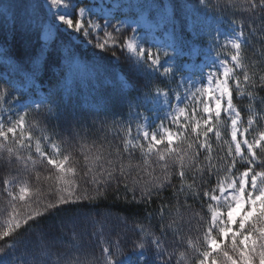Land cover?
Instances as JSON below:
<instances>
[{"label":"snow or ice","instance_id":"1","mask_svg":"<svg viewBox=\"0 0 264 264\" xmlns=\"http://www.w3.org/2000/svg\"><path fill=\"white\" fill-rule=\"evenodd\" d=\"M47 5L52 12L54 26L55 21H59L60 26L70 34H76L78 38L82 34L89 44L92 42L90 38L95 37L93 47L102 53L111 52L113 59H120L117 51L121 55L126 54L131 66L143 76L152 78L160 74L164 80H175L182 73V68L172 63L173 58L166 50L152 51L146 46V41L138 39L135 30L133 35L121 40L123 22L113 24V18L108 16L101 21L83 0H47ZM191 7L204 15L211 11L205 0H194ZM216 7L223 12L227 5ZM232 7L264 20V0H236ZM213 20L217 25L212 44L216 56L207 65L209 70L206 73L203 68L200 69L202 79L193 82L191 76L185 78L181 74L175 90L167 85V90L157 86L155 91L149 88L141 97V90L148 87V83H142L137 88L136 100L129 102L127 120L117 121V113H105L102 124L107 125L111 120L119 143L113 145L109 141V147L104 152L96 149L91 163L86 154L82 156L81 163L82 153L77 152L76 148L79 146L83 149L84 145L79 142L95 130V118L93 124L88 125L86 120L68 113L66 106L62 112L60 103L49 101L51 107L45 120L63 117L70 122L69 126L66 131H56L53 126L51 135L34 136L36 125L29 123L26 117L33 108L39 109L40 104H25L22 112L15 111L8 114L7 118L0 113V164H5L9 169L8 177L0 182L2 192L7 196L0 214L6 213L8 208L12 209L5 226L0 228V241L13 238L12 244L0 247V254L7 256L10 253L6 249L17 247L14 234L27 232L33 225L39 227L37 217L50 213L52 209L65 210L60 205L73 206L82 200H95L102 195L100 185L118 182L133 169L148 166L151 162V165L159 166L161 175L144 183L138 181L131 189L133 200L139 195L141 202L148 203L152 197H159L164 190L172 188L174 196H184L185 206H188L189 199H201L202 206L206 205L207 218L200 216L196 242L187 239L188 247L198 254L194 264H264V128L253 127L258 119L264 117H257L251 104L256 100L264 104V98L256 92L257 89L264 91V74L258 75L251 70L242 51V47L247 45L244 28L250 25L243 22L238 24L235 20L224 21L222 16H213ZM225 23L231 32L225 34V43L220 45V25ZM192 24L194 29H199L196 19ZM228 47L232 52L222 57L220 49ZM185 85L188 87L184 88L181 95L179 89ZM234 92L238 98L247 96L250 101L248 108L252 114L246 122L233 102ZM0 99H3V94H0ZM133 103L137 109L151 104L147 110L154 114L151 121L144 118L143 123L136 125L135 135L132 122L141 120V113L136 111L135 115L132 114ZM189 103L193 105L190 115ZM225 120L230 121V140L222 138L220 129ZM210 134L215 137V149ZM52 137H57L59 142ZM220 161H223V166ZM77 165H80L79 169ZM93 169L95 175L89 178ZM221 171L225 173L222 177ZM41 172L48 173L45 179L54 181L48 189L54 199L44 204L42 210L38 206L40 199L33 196L32 186L26 178V174L35 173L34 183L39 185ZM176 176L180 180L179 186L172 182ZM214 178L215 186L208 188L207 185ZM189 179L191 183L185 185ZM91 184L98 185L94 192L89 191L88 185ZM125 187L127 189V185ZM18 202L31 211L22 215L17 211ZM34 204L37 207H32ZM188 226L191 231L190 220ZM170 227L169 224L161 228L162 236ZM141 231L145 236L153 235L143 228ZM54 243L53 240L43 243L42 248L46 250L47 257L52 255ZM112 247L114 251L108 246L103 247L102 257L87 260L84 264H131L126 259L127 251L118 245ZM149 248L153 249L151 254L160 264H171L173 253L167 252L160 237L133 243L132 250L138 251L136 259L141 264H155V260L146 259ZM186 255V252L179 253L181 260ZM0 264L8 262L0 260ZM35 264H50V260L36 256ZM58 264H72V261L58 258ZM77 264L80 262L77 261Z\"/></svg>","mask_w":264,"mask_h":264},{"label":"trees","instance_id":"2","mask_svg":"<svg viewBox=\"0 0 264 264\" xmlns=\"http://www.w3.org/2000/svg\"><path fill=\"white\" fill-rule=\"evenodd\" d=\"M116 1L115 17L134 18L137 13L134 6H140L146 7L148 18L151 20H155L157 13L163 11V5H166L170 10V18L165 28L170 27L174 36L178 37L181 48L187 50L196 44L201 50L207 46L209 35L197 32L192 36L187 29L189 19L200 21V12L191 7L194 0ZM233 2L236 0H205L211 10L208 14L222 16L224 21L235 20L238 24L243 22L250 25L244 28L247 45L242 47V51L246 62L251 65V70L258 75L264 74V20L260 16L253 17L242 9L232 7ZM83 3L88 1L83 0ZM217 5L227 7L221 12ZM121 6H126V10H122ZM48 20L41 0H0V94H3V99H0V113L7 118L10 113L22 112L25 104H40L39 109L33 108L26 117L29 123L36 125L33 129L34 136L51 135L53 126L56 131H66L69 126L70 122L65 121L63 117L59 120H45V117L49 116L48 108L51 107L49 101L60 103L62 112L66 106L68 113H74L78 119L86 120L88 125H92L95 118V130L79 142L84 145L83 149L79 146L76 148L77 152L82 153L81 163L85 154L89 155L91 163L96 149L104 152V149L109 147V141L113 145L119 143L115 138L116 128L112 126L111 120L107 125L102 124L106 118L105 113H117V121L126 120L130 111L129 102H134L138 96L137 88L142 83H148V87L139 93L142 97L143 92L149 88L154 91L157 86L165 87L166 80L159 74L152 78L143 76L118 51L117 56L120 59L116 60L111 57V52L102 53L101 50L97 52L81 48L78 42H74ZM220 26L228 28L227 23ZM50 29H53L52 32ZM128 33L129 29L123 25L120 39L123 40ZM91 41L96 43L94 37ZM66 78H70L68 85ZM256 92L259 97L264 98V91L257 89ZM233 102L246 122L252 114L248 108V97L238 98L234 92ZM251 104L257 117H264V104L260 100L252 101ZM134 108L135 103L131 112ZM5 110H8L7 113ZM253 127L264 128V118L258 119ZM44 129L46 131H43ZM220 130L222 138L229 140L228 131ZM210 135L215 149V137ZM52 138L59 142L57 137ZM104 154L106 155V152ZM213 156H216L215 151ZM137 159H140L139 156ZM220 164L223 166V161H220ZM77 167L79 169L80 165ZM12 174H15L14 170ZM8 175V167L0 164V182ZM47 175V172H41V182L36 185L35 173L26 174L32 186L33 196L40 199L38 206L41 210L44 204L54 199L48 191L49 185L54 184V181L45 179ZM94 175L95 169L89 173V178ZM158 175H161L159 166H153L150 162L148 166L142 165L141 168L133 169L118 182L100 185L102 195L95 200H82L73 206L60 205L59 207L65 210L52 209L50 213L37 217L39 227L33 225L27 232L14 234L17 247L6 249L10 254H0V260H6L8 264H35L36 256H44L50 260V264H58V258L70 259L72 264H77V261L84 264L87 260L102 257L105 246L114 251L112 246L118 245L125 251L132 252L134 242L138 244L160 237L167 252L173 253L171 264H194L198 254L188 247L187 239L191 238L196 242L200 216L207 218L206 205L202 206L201 199H189L188 206H185L184 196L177 198L172 188L164 190L159 197H152L148 203L141 202L139 195L133 200L131 189L136 183L150 181ZM223 175L225 173L221 171L220 176ZM172 182L179 186V177H174ZM215 182L214 178L207 187H214ZM189 183L190 179L185 181V185ZM97 187L96 184L88 185L90 192H94ZM6 200L7 196L0 186V209L4 208ZM17 211L23 215L31 209L18 202ZM11 212L12 209L8 208L6 213L0 214V228L5 226ZM29 224H32V221H29ZM169 224L171 227L167 228L162 236L161 228ZM141 228L150 231L152 237L145 236ZM49 240L55 243L51 249L52 255L47 257L42 245ZM12 243L13 238H6L5 241H0V247ZM152 250L149 248L147 256L148 259L155 260L151 254ZM181 252L187 253L183 260L179 256ZM157 262L160 263L155 260V263Z\"/></svg>","mask_w":264,"mask_h":264},{"label":"rangeland","instance_id":"3","mask_svg":"<svg viewBox=\"0 0 264 264\" xmlns=\"http://www.w3.org/2000/svg\"><path fill=\"white\" fill-rule=\"evenodd\" d=\"M89 3H87L91 8L92 11L95 12L97 14V16L99 18L108 16L113 18L112 22H114L115 24H117L118 22H123V24L127 27L131 28V33L127 36H125L124 39H127L128 36L133 35V30H135V34L137 35L138 39L141 42L146 41L147 42V47L150 48L152 51H156V50H160V51H167L169 56L173 58V52L174 53H179V49L176 47L177 42L175 41L174 36L171 34V29L169 27H167V30L164 31L163 33L159 34L157 32V30H161L162 27L164 26L163 23L166 20H163L162 18H164L165 16H167L169 13L166 10L167 7H165V11L163 15H160L159 19H158V23H153L151 20H149L146 16V10H140V6H134V9L136 11H139L137 16L135 18H125V17H118L115 15H117L116 13V6H117V1L116 0H88ZM123 2H126V0H124ZM41 4L43 6V8L46 11V14L48 16V21L52 22L53 26H54V21H53V16H52V12H50L48 10V5H47V0H41ZM126 6H121L122 10H126ZM55 11V10H53ZM198 17L200 18V22H199V32H205V33H210V43L208 44V47L205 48L204 53L201 55H198L197 53V49L193 48L191 50V61L189 63H184L182 66V71L184 73H182V75L187 78L189 76H191L192 81L196 82L198 80L202 79V73L200 71L201 68H203V71L206 73L209 70V67L207 66L209 64V62L215 58L216 56V52L212 51V44H213V37L216 36V31L214 28L211 29V31H207L209 30L213 25H208V23L211 20V16H207L205 15V19L202 20V18L204 17L203 13H200L198 15ZM96 18V17H93ZM192 26V21L189 24V28ZM59 28L64 34H66L67 36H69L71 39H73L75 42H78L77 44L83 48H89L91 49V51H96L98 52V50L100 51V49H97L95 47H93L94 42H91V44L85 42V38L82 36V34L80 35V37L78 38L76 34H70L69 31L60 26V22L59 21H55V26ZM189 30V29H188ZM231 29H228L226 31L222 30L220 38L218 43L220 45H223L225 43V34H230ZM95 38V37H94ZM90 39H93V37H91ZM111 45V43H109ZM142 46H145L142 43ZM230 48V47H228ZM223 50H226L227 48H221ZM119 52V51H118ZM123 56L126 57V54H124ZM222 57H224L223 53L221 54ZM226 57V55H225ZM172 63H174V60L172 59ZM175 64V63H174ZM180 79V77H179ZM179 81V80H178ZM67 84L70 82V80L68 79ZM196 86L198 87L199 84H196ZM188 87V85H185L184 87H181V95H183L184 93V88ZM194 90V89H193ZM173 103H175V101H173ZM147 109L151 108V104L150 106L147 107V104L144 105ZM184 105L182 104L181 107H183ZM7 112V111H5ZM147 112H151L148 111ZM162 115V113H161ZM144 118H148L149 121H151L152 119H154V114L152 113V115L150 114H141V120L136 121V125L143 123ZM157 123H159V121H157ZM131 264H134L131 262Z\"/></svg>","mask_w":264,"mask_h":264}]
</instances>
